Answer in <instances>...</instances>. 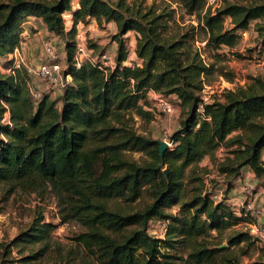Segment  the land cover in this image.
<instances>
[{"label": "trees", "instance_id": "16d2710c", "mask_svg": "<svg viewBox=\"0 0 264 264\" xmlns=\"http://www.w3.org/2000/svg\"><path fill=\"white\" fill-rule=\"evenodd\" d=\"M168 1L194 16L197 27L171 32L175 13L143 0H78L69 30L63 14L72 0L0 3V61L19 45L21 24L32 17L51 35L67 39L63 74L70 76L57 105L45 95L34 102L26 73L0 72V182L19 184L24 191L45 185L61 197L62 219L83 227L73 241L93 264H240L234 249L254 243L248 232L229 236L223 248L206 241L212 231L221 234L222 229L251 222L243 209L236 216L223 203L243 169L252 173L264 199V81L252 78L251 84L225 89L202 103L204 76L213 64L205 63L191 42L197 28L207 49H232L253 25L261 46L255 55H263L264 0L224 1L214 10L204 0ZM89 20L97 26L115 25L113 66L101 62L104 53L92 55L94 44L88 46L91 60L75 66L76 26ZM129 32L135 37L137 61L126 64ZM149 92L173 96L186 114L162 158L159 141L137 133L132 125L135 117L145 123L153 120L146 108ZM3 104H8V123L3 122ZM200 104L202 114L197 112ZM221 146L227 154L215 167L227 187L224 198L215 201L196 176V167L206 156L213 159ZM134 153L141 158L129 157ZM186 185H191L189 190ZM142 199L141 208L128 209ZM117 201L125 208L112 205ZM174 206L176 215L166 211ZM150 222L166 223L162 239L149 234ZM51 231L39 217L12 243L0 246V264L10 262L13 246L24 254L39 245L38 252L18 260L37 264L52 246ZM183 244L189 248L185 258L169 253ZM253 264H264L263 250Z\"/></svg>", "mask_w": 264, "mask_h": 264}, {"label": "rangeland", "instance_id": "374dc122", "mask_svg": "<svg viewBox=\"0 0 264 264\" xmlns=\"http://www.w3.org/2000/svg\"><path fill=\"white\" fill-rule=\"evenodd\" d=\"M8 0H0V3H5ZM147 5H154L161 8H166L168 11L172 10L175 13L172 31L190 32L192 27H197V22L194 16L187 14L184 9L175 3L168 0H143ZM224 1L235 2L236 0H220L219 5ZM246 1V0H237ZM78 8V0H72L71 9L63 14L64 27L66 30L71 28V20L74 12ZM28 20V18L26 19ZM34 20L29 17V21ZM35 21V20H34ZM21 24L25 28H21L19 32V45L8 54L4 60L0 61V72L2 74L16 76L19 71V76L24 73L28 75L27 86L35 103L45 95L50 101L57 102L59 105V95L62 92L66 83L70 81V76L64 77V70H66V51L65 37H57L48 33L44 26L36 23ZM225 26L230 27L229 19L225 20ZM253 26V25H252ZM253 28V27H252ZM116 27L113 23L102 24L97 26L94 20H89L85 24H78L76 26V33L73 38L74 53L77 44H84L88 49L90 44H94L97 50L92 52L95 58L100 53H104L106 58H101V62L105 66H113L114 58L117 53V43L114 40ZM196 36L192 43V48L197 51L202 60L207 64H213V71L204 76L205 92L202 94L207 97V102L214 98L220 97V94L225 90H233L236 87H244L252 82V78H261L264 81V67L260 65L259 61L264 57V54L259 56L257 53L261 46L260 41L255 33L248 31V34L241 35L240 45L235 48H221L219 51H212L205 47V41H202L203 34L196 28ZM125 44L128 49L129 56L135 49V37L133 32L125 35ZM48 43L52 46L54 52L58 54V64L60 66V73L56 75V82L51 83L44 80L42 77L36 75L33 71L30 73L29 69L34 70L39 64L47 61L44 54L43 44ZM89 50V49H88ZM264 53V51H263ZM94 56V55H93ZM50 60V58H48ZM25 70V72H24ZM208 87V88H207ZM154 96H148V103L146 108L153 114V120L145 123L138 117L134 118L132 124L137 133L142 134L148 138L158 141H165L169 143L171 136L180 129V123L186 119V114L181 113V109L177 100L173 97H164L169 101L174 112L167 116L159 112L154 101ZM8 108V104H3ZM9 112L4 115L3 122H9ZM227 152L224 146L218 148L213 159L206 156L196 167V176L202 178L205 184V191L207 193H221V199L225 196L224 190L227 183L224 182V177L216 171V165L219 164L226 156ZM135 160H139L142 155L128 154ZM264 159V157H263ZM243 169L242 175L246 179L236 181L234 186L235 192L223 200L227 204L228 209L238 216L242 209L250 214L251 222L243 224L242 222L236 226L222 229L221 234L217 231H212L211 237L207 239L209 246L219 244V248L227 246L229 236L236 232H248L253 240V245L246 248L248 254H243L245 248H235L234 254L240 260V264H253L262 256L264 251V237L258 228L261 230L264 226V200L262 199V189L257 185L252 173L248 175L247 171ZM191 185H186V190H189ZM250 188L251 193L247 192ZM220 199V200H221ZM145 200L142 199L129 206L130 210H137L141 208ZM113 206L125 208L122 202H114ZM64 201L61 197L56 195L48 186H41L33 190H23L19 184L11 182H0V246L12 243L21 231H25L27 226H30L39 217H42L43 223L51 225V241L52 246L48 252L39 258L37 264H93L88 258L84 249L77 245L73 238L80 234L84 229L76 222H64L63 216ZM168 213L176 215L178 207L174 206L166 210ZM254 231H250L252 227ZM149 234L154 238L162 239L165 230L159 223H150ZM39 245L26 249L24 254L18 252L19 247L13 246L11 255L8 257L7 264H19L18 260L25 255L31 254L32 251L38 252ZM2 248L0 247V255ZM189 248L187 245H174L169 249V253L177 257L185 258ZM13 261V262H12ZM179 262L178 259L175 260Z\"/></svg>", "mask_w": 264, "mask_h": 264}, {"label": "built area", "instance_id": "2783aa9c", "mask_svg": "<svg viewBox=\"0 0 264 264\" xmlns=\"http://www.w3.org/2000/svg\"><path fill=\"white\" fill-rule=\"evenodd\" d=\"M219 1L220 0H204L206 6L210 7L212 10H214L215 8L218 7ZM43 50H44V54H45L46 58L48 57V58H50V60H48V58H47L46 62L39 64L34 70L28 68V71L30 73L33 71L36 75L44 78L45 80H48L51 83H55L56 78H57L56 75H58L60 73V66L56 62L57 58L59 56H58V54H56L54 52L52 46L48 43L43 44ZM101 58H106V57H105V55H103ZM52 60H56V61L52 62ZM85 60H88V61L91 60L90 50H88L84 44H77L76 49H75V53H74L75 66L79 67L80 64ZM259 63L261 66L264 67V57L261 58V61H259ZM204 87H206V86L204 85ZM204 92H205V89L203 88L200 92V98L202 100V103H206L207 99H208L207 97L202 95ZM153 96H154L153 97L154 101L156 102L155 108H157L159 110V112H161L167 116L171 115L174 112V108H173L172 104L169 101H167L162 95L157 94V93H153ZM197 112L199 114L203 113V105L202 104L199 105ZM168 145L170 146V143H168ZM247 192L251 193L250 188L247 189ZM212 198L215 201H219L221 199V193L213 194ZM150 223H159L164 230L166 229V223H163V222H150ZM255 227L257 228V226H254V227H252V229L250 231L251 232L254 231ZM256 231L257 232L260 231L262 233L261 235L264 237V226L261 230H259V228H258Z\"/></svg>", "mask_w": 264, "mask_h": 264}, {"label": "crops", "instance_id": "0c3cea01", "mask_svg": "<svg viewBox=\"0 0 264 264\" xmlns=\"http://www.w3.org/2000/svg\"><path fill=\"white\" fill-rule=\"evenodd\" d=\"M31 19H34V20H30L29 21V18H28V20H26L23 24H30V23H32V21H34V23H36V24H38V25H40V26H43V24H42V22L39 20V19H35V18H32L31 17ZM23 26V25H22ZM23 28H25L24 26H23ZM26 29V28H25ZM248 31H252L253 32V30H252V25L250 26V28L248 29V30H246V31H243L242 33H241V35H245L246 36V34H248ZM256 35V34H255ZM137 60H136V57H135V53H134V51L132 52V56H129V58H128V61L126 62V64H130L131 62H136ZM151 95H153V92H149L148 93V96H151ZM204 160V159H203ZM246 171H247V173H248V175H250V172H249V170L248 169H245ZM244 170V171H245ZM252 175V174H251ZM246 179V177L245 176H243L242 174H241V177H240V179ZM240 179H238V180H236V181H240ZM236 181L234 182V186H235V184H236ZM235 192V190H234V188L228 193V195L227 196H229V195H231V194H233ZM262 197V199H263V196H261ZM264 200V199H263Z\"/></svg>", "mask_w": 264, "mask_h": 264}, {"label": "water", "instance_id": "95a60500", "mask_svg": "<svg viewBox=\"0 0 264 264\" xmlns=\"http://www.w3.org/2000/svg\"><path fill=\"white\" fill-rule=\"evenodd\" d=\"M168 146V143H166L165 141H159V156L161 158Z\"/></svg>", "mask_w": 264, "mask_h": 264}]
</instances>
